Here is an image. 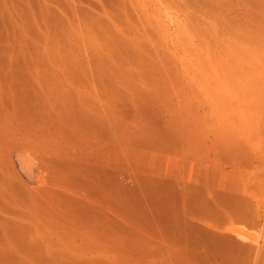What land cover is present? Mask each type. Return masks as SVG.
<instances>
[{
	"label": "rangeland",
	"instance_id": "1",
	"mask_svg": "<svg viewBox=\"0 0 264 264\" xmlns=\"http://www.w3.org/2000/svg\"><path fill=\"white\" fill-rule=\"evenodd\" d=\"M263 2L0 0V264H264V228L235 249L208 227L229 199L192 185L200 77L261 38Z\"/></svg>",
	"mask_w": 264,
	"mask_h": 264
},
{
	"label": "bare ground",
	"instance_id": "2",
	"mask_svg": "<svg viewBox=\"0 0 264 264\" xmlns=\"http://www.w3.org/2000/svg\"><path fill=\"white\" fill-rule=\"evenodd\" d=\"M262 13H263V20H262L263 23L260 25V26H262L261 33L255 34V33H253L254 30L253 31L251 30L252 33L255 34L254 36H258L261 34V36H258L261 38L260 39L258 38L259 40L255 39L257 37L254 38V36H251L253 34L250 32V38H254V39H251L252 41L254 40V42L250 41L249 47H248V45H245L244 49H242V47L240 48L239 45L237 43H235V46L233 45L234 50H233V53L231 55L232 57L230 58L229 64L227 63L228 66H226V64L225 65L223 64V66L226 68L222 67L225 69L222 74H223V76H225L226 74L229 75V76H227L229 79L226 76L225 77L227 79H224L225 77L220 78L219 75L221 74V71H223V70H220V68L216 67L215 65L213 67L219 68L220 73L218 71L213 72L215 74L212 76H209L210 74L209 75L206 74L207 77L205 80H204L205 75L203 76V80H201L202 76L200 77V82H202L201 86H200V90H199L200 91V93H199L200 94V102H199L200 103L199 104L200 105V110H199L200 111V117H199L200 122H199V136L197 135V137H199L198 141L200 142V144H199L200 145L199 146L200 147V152H199L200 153V155H199L200 156L199 157V159H200L199 160V162H200V166H199V168H200L199 169L200 180H199V184H197L198 182H193V184L190 183L189 185H191V184L195 185L196 184V188L199 187V188H197V191H198V189H200V191L202 189V191H204V193L202 194V192H201V194H202L201 198H203V195L205 194V196H207V198H208V202L210 200L213 203L214 208H215V205H219L216 203L220 200L219 199L220 197L227 198L224 200L229 199V201H228V203L230 204L229 208H231V211L229 210V212H231V214H232V215L230 214L231 218H229L230 220H228V222H231L230 228L228 230H225L222 228V226H214V225H216L214 223L208 224V227L215 230L216 232H218V230H219L220 232L228 234V235L224 236L222 233L221 235L224 236L225 239H227L226 236H228V240H231L234 247L237 243L240 244V242L237 240V236H241V234H242L241 230L239 229L241 226H247L248 225L247 227L249 228V226H250V229L252 227L253 230H255L254 228H256V229H258V228L263 229L264 228V178H263L264 177V12H262ZM242 25H243V23H242ZM222 29H224V28H222ZM255 29H256V27H255ZM259 29H257V30H259ZM248 31H250V29ZM242 32H244V31H242ZM241 35H240V37H241ZM237 36H238V34H237ZM240 37H238V39ZM223 38H224V36H223ZM235 38H236V36H235ZM245 38H247V36ZM233 41H237V39L236 40L234 39ZM239 41H240V39H239ZM239 41H238V43H239ZM246 41L247 40H244L243 42L246 43ZM248 41H249V38H248ZM243 42H241V43H243ZM225 43H226V41H225ZM215 60H216V58H215ZM228 61L229 60H227L226 62H228ZM204 64L205 63H203V66H204ZM217 64H219V61ZM229 65L231 68L230 70H229ZM221 66H222V64H221ZM226 69H228V70L226 71ZM207 71H209V69H207ZM207 71H206V73H207ZM218 78L222 79L223 81L226 80V83L227 82L229 83V89H227L228 87H226L227 91H225V89H224L225 87L222 86L223 83H220V80ZM197 99H199V98H197ZM197 117H198V115H197ZM191 133H192V130H191ZM191 135L194 137L193 134H191ZM195 138H196V136H195ZM182 140H184V139H182ZM184 142H186V141H184ZM191 142H192V140H191ZM188 144H189V142H188ZM198 151H199V148H198ZM226 154H227L229 159H226L227 156H226V158L223 156ZM220 155H221V157L223 156L225 158L224 159L222 157L221 162L223 159L225 161L229 160L228 163L223 162L224 163L223 166H225V168L227 167V165H229L228 173L224 172V169L222 171L221 166L219 167V164H222L221 162H218V161H220V159H219ZM225 164H227V165H225ZM184 167H186V166H184ZM172 176H173V174H172ZM181 179H182V177H181ZM184 181H187V180H185V178H184ZM193 181H195V180H193ZM189 185H187V186H189ZM189 187H193V186H189ZM189 187H186V188L192 192V188L190 189ZM187 189L185 191L186 193H187ZM190 191H189V194H191V196H192V193H190ZM195 192H196V190H195ZM175 198H176V196H175ZM187 200L189 201V199H187ZM206 202H207V200H206ZM218 203H220V202H218ZM197 207H198V205H197ZM211 215L212 214H210V216ZM210 216H209V219H210ZM228 217H226V218H228ZM205 218H206V216H205ZM203 220H205V219H203ZM171 222H173V221H171ZM204 229H206V228H204ZM175 230L177 231V229H175ZM165 231H166V228H165ZM206 231H208V233L210 232L209 230H206ZM255 232L256 231H254V233ZM252 233H253V231H252ZM216 235H217V233H216ZM220 238L222 239V237H220ZM220 238L217 237V239H220ZM180 239H182V238H180ZM214 239L217 240L216 238H214ZM119 240H120V238H119ZM119 240H117V242H115L114 245L119 246L120 243L122 242V240L121 241H119ZM124 240H123V243L126 242V240L125 241ZM222 240L224 241V239H222ZM228 240H226L225 242H227ZM219 242H221V241H219ZM228 242L230 243V241H228ZM168 243H169V241H168ZM242 243L245 244L246 242L243 241ZM232 244L230 243L229 245H232ZM255 244H257V242ZM255 244H253V245L255 246ZM223 245H224V242H223ZM237 245H236L235 249H238L241 246H242L241 249H243V247L246 244L244 246H243V244H240L238 248H237ZM251 245H252V243H251ZM111 246H113V244ZM125 246H127V245H125ZM234 247H233V250H234ZM244 248H246V246ZM257 248H256V250H257ZM259 248H260V245H259ZM250 250L251 249H249V251ZM252 250L250 252H252ZM259 252L260 253L262 252L264 254L263 249H262V251H259ZM104 253H105V255L103 257H105V258L107 257L108 259H110L109 256H111L112 254L109 251L104 252ZM234 253H236V252H234ZM255 253H257V252L255 251ZM225 254H228V253H225ZM257 255H258V253H257ZM257 255H256V257H257ZM113 257H115V256L113 255ZM263 257H261V258H263ZM111 261H113V260H111ZM114 262L115 261H113V263Z\"/></svg>",
	"mask_w": 264,
	"mask_h": 264
}]
</instances>
